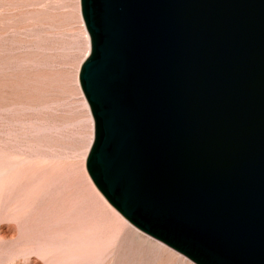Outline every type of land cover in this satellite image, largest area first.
<instances>
[{
	"label": "water",
	"instance_id": "obj_1",
	"mask_svg": "<svg viewBox=\"0 0 264 264\" xmlns=\"http://www.w3.org/2000/svg\"><path fill=\"white\" fill-rule=\"evenodd\" d=\"M86 171L195 264H264V0H80Z\"/></svg>",
	"mask_w": 264,
	"mask_h": 264
},
{
	"label": "rangeland",
	"instance_id": "obj_2",
	"mask_svg": "<svg viewBox=\"0 0 264 264\" xmlns=\"http://www.w3.org/2000/svg\"><path fill=\"white\" fill-rule=\"evenodd\" d=\"M89 52L80 0H0V264H43L52 242L31 247L32 222L65 208L109 224L92 230L107 237L92 249L107 250L91 264H195L129 224L88 177L94 122L78 73Z\"/></svg>",
	"mask_w": 264,
	"mask_h": 264
},
{
	"label": "bare ground",
	"instance_id": "obj_3",
	"mask_svg": "<svg viewBox=\"0 0 264 264\" xmlns=\"http://www.w3.org/2000/svg\"><path fill=\"white\" fill-rule=\"evenodd\" d=\"M78 84L80 86V83ZM91 182L94 185L92 180ZM94 187L96 188L95 185ZM101 196L103 197L102 194ZM104 200L106 201L105 198ZM55 205L57 206L58 203ZM54 215L55 218L51 219L55 221L50 220L48 222L49 225H47L43 215L36 216L32 222L33 231L30 236L34 238L36 242H34L31 247H37L39 244H43L48 240L52 242L48 248L41 251L42 254L40 256L42 257L43 264H91L94 259L104 258L106 256L104 252H106L107 248L104 247V250H100V252L92 249L93 246L95 248L96 246H103L106 244L107 237L105 232H102V230H100L101 232H92L96 227L102 229L109 226L105 217H99V219L94 221L78 214V211L72 208H65L60 211L59 209L55 210ZM26 241H23V244ZM64 241H67V243ZM30 262L32 263L33 260Z\"/></svg>",
	"mask_w": 264,
	"mask_h": 264
}]
</instances>
